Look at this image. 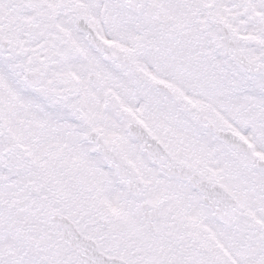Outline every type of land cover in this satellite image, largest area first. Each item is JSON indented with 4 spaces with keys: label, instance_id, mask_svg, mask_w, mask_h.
Wrapping results in <instances>:
<instances>
[{
    "label": "snow or ice",
    "instance_id": "6c2138e0",
    "mask_svg": "<svg viewBox=\"0 0 264 264\" xmlns=\"http://www.w3.org/2000/svg\"><path fill=\"white\" fill-rule=\"evenodd\" d=\"M0 264H264V0H0Z\"/></svg>",
    "mask_w": 264,
    "mask_h": 264
}]
</instances>
